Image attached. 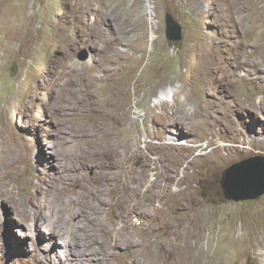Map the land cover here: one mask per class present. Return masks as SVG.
<instances>
[{"label": "rangeland", "instance_id": "rangeland-1", "mask_svg": "<svg viewBox=\"0 0 264 264\" xmlns=\"http://www.w3.org/2000/svg\"><path fill=\"white\" fill-rule=\"evenodd\" d=\"M262 29L264 0H0V264H67L34 216L65 229L79 207L138 242L113 264H264V194L234 202L220 185L264 156V106L240 102L264 105Z\"/></svg>", "mask_w": 264, "mask_h": 264}, {"label": "bare ground", "instance_id": "bare-ground-1", "mask_svg": "<svg viewBox=\"0 0 264 264\" xmlns=\"http://www.w3.org/2000/svg\"><path fill=\"white\" fill-rule=\"evenodd\" d=\"M262 31H264V29H262ZM252 51H247L244 48L243 55L248 57V55ZM252 63L256 67L259 66L258 62L256 63L255 61H252ZM91 79L93 81H96L98 79V77L92 76ZM87 93L89 95V103H93L96 106L100 107L99 113H102V115L105 116L107 114V106L111 107L110 102L105 98L102 100V102H103L102 105L104 104V106H101V101H100L101 98L97 97V95L94 94L95 93L94 91L89 89V92H87ZM172 93H173L172 87L164 88V89L160 90L159 93L155 96V100L157 102L164 100V99H166V97H169ZM102 97H104V96H102ZM240 102H241V107H246V108L251 107L255 111H256V109H259L260 107L262 108L264 106L263 104H260V105L254 104L251 100H248L247 98L242 99ZM104 130H105V133H107V126L106 125H105ZM72 131H73L74 135H76V134L78 135L77 138H78V140L81 141L83 138L82 134H84V133L79 134L78 130L76 131L74 129ZM73 133H72V135H73ZM86 139L87 138H85V140ZM75 142H76V138H75ZM107 157H109V156H107ZM77 161H78V159H77ZM108 161H109V163L112 162V160L110 158H108ZM93 162H94V160H93ZM85 163H87V162H85ZM79 164L75 166V167H77V173H76L77 175H78V171L80 169L84 168L83 167L84 165H79ZM99 164H100V162H99ZM101 165L103 166L105 164H101ZM102 166H100V167H102ZM76 183H77V186L80 185L79 187H81V185L83 184V180H76ZM71 185H72V183H71ZM65 190L71 191L73 194L75 193L76 199L79 200L77 189L70 188L69 186L65 185ZM134 195H135V193H134V191H132V196H130V197H133ZM97 197L100 198V195ZM68 205L71 209H73L75 207V204L72 201H69ZM78 209L80 210L79 212H77L78 214L76 213L77 209L74 212H72L71 218H72L73 225L70 227L64 226L65 229H62L58 224H56V222H58V221L50 222L48 219L49 216L47 217L41 210H39L38 213L34 216V219H35L34 224L44 223L45 231L49 232V234H51L54 238L58 239V240H56V239L54 240L55 243H60L62 247L69 250V255L66 256V259H67L66 263L67 264H78L83 259L90 260L91 258H101V264H113L111 260L117 256L116 253L113 251L114 247L124 248V250L126 252H128L131 257H135L138 254V249H139L138 244H137L138 242L136 243V241H134V239L131 240L125 236L126 234H124V231H123L124 228H123V226H120L118 224L116 217H114L113 219H111V221H109V223H110L109 227L108 226L105 227V224H104L103 220L101 219L100 214L97 210H95L94 214L91 215L90 213H88V210L85 211L84 209H80V207ZM75 214H77V216H79V218L76 220L74 218ZM79 219H81V221H82V223H80V224L78 222ZM96 230L105 236V238H106L105 241L99 240V238L97 237V235L95 233ZM112 231H113V233H112ZM155 241L154 242L152 241V243L150 242L151 244L146 246V248H147L146 250L149 254L153 250V244L156 243ZM186 242H188V241H186ZM143 245H144V243H143ZM160 246L165 249V246L163 244H161ZM195 248H196V245H195ZM197 256L200 259L199 255H197ZM126 264H140V263H138L135 260H132L131 262L126 263ZM189 264H199V263H197L196 260L192 259Z\"/></svg>", "mask_w": 264, "mask_h": 264}, {"label": "water", "instance_id": "water-1", "mask_svg": "<svg viewBox=\"0 0 264 264\" xmlns=\"http://www.w3.org/2000/svg\"><path fill=\"white\" fill-rule=\"evenodd\" d=\"M165 34L170 40L181 38V27L170 14L165 18ZM88 57L87 50H80L78 58ZM223 197L234 202L255 199L264 194V156L257 155L234 163L222 172Z\"/></svg>", "mask_w": 264, "mask_h": 264}]
</instances>
